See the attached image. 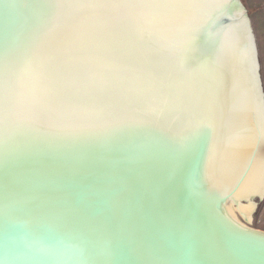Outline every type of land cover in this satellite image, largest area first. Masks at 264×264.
<instances>
[{
    "label": "water",
    "instance_id": "95a60500",
    "mask_svg": "<svg viewBox=\"0 0 264 264\" xmlns=\"http://www.w3.org/2000/svg\"><path fill=\"white\" fill-rule=\"evenodd\" d=\"M36 2L0 0V49ZM66 3L80 6L13 39L8 66L34 50L61 102L32 111L26 72L24 122L0 129V264H264V235L232 214L250 224L264 196V94L239 0ZM177 92L190 117L161 112Z\"/></svg>",
    "mask_w": 264,
    "mask_h": 264
},
{
    "label": "snow or ice",
    "instance_id": "6c2138e0",
    "mask_svg": "<svg viewBox=\"0 0 264 264\" xmlns=\"http://www.w3.org/2000/svg\"><path fill=\"white\" fill-rule=\"evenodd\" d=\"M78 7L79 4H67L66 0H55L54 3H49L47 0H37L36 3L29 6L28 12L24 17L16 23H9L6 27L3 37V46L0 49L5 59V70L0 74V129L7 135L14 128H18L22 121L19 113L20 98H21V80L26 72H33L38 87L34 90L30 101L31 110L41 113L45 109L61 102V98L48 85L52 83V77L56 69H42L35 63V51H29L25 54V58L21 64L15 67H9V55L13 47V39L17 34V30L21 25H34L44 17H56L62 8ZM5 16L11 9L10 6H5ZM162 113H184L186 116H191L193 106L190 96L186 92H177L170 95L161 109ZM165 147L172 151L171 145Z\"/></svg>",
    "mask_w": 264,
    "mask_h": 264
},
{
    "label": "rangeland",
    "instance_id": "374dc122",
    "mask_svg": "<svg viewBox=\"0 0 264 264\" xmlns=\"http://www.w3.org/2000/svg\"><path fill=\"white\" fill-rule=\"evenodd\" d=\"M249 18L251 29L255 37L257 48L259 74L264 94V0H239ZM254 211L251 215L250 224L240 220L250 229L264 233V196L261 199L254 198Z\"/></svg>",
    "mask_w": 264,
    "mask_h": 264
},
{
    "label": "bare ground",
    "instance_id": "6f19581e",
    "mask_svg": "<svg viewBox=\"0 0 264 264\" xmlns=\"http://www.w3.org/2000/svg\"><path fill=\"white\" fill-rule=\"evenodd\" d=\"M263 194H264V192H263ZM262 194V195H263ZM255 197H257L256 195H253V196H251L250 197V201L252 202V203H254L252 200H253V198H255ZM260 198H262V196L260 197ZM255 204V203H254ZM255 208V207H254ZM253 211H254V209H253ZM253 211L250 213V221H251V215H252V213H253ZM232 214H233V216L235 217V219L241 224V225H243L244 227H246L247 229H249V230H251V231H254V230H252V229H250L248 226H246L241 220H240V215L238 214V212L237 211H232ZM242 219V218H241ZM254 232H256V233H259V234H261V235H264V233H261V232H257V231H254Z\"/></svg>",
    "mask_w": 264,
    "mask_h": 264
}]
</instances>
